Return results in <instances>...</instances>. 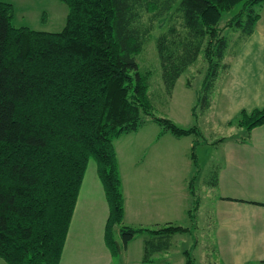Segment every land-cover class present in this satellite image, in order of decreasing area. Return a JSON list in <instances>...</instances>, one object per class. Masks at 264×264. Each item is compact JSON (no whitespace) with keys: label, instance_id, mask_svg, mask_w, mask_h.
<instances>
[{"label":"trees","instance_id":"1","mask_svg":"<svg viewBox=\"0 0 264 264\" xmlns=\"http://www.w3.org/2000/svg\"><path fill=\"white\" fill-rule=\"evenodd\" d=\"M59 1L67 8L64 26L44 32L14 26L12 3L0 0V259L5 264H60L92 159L108 205L106 246L116 253V242L125 249L146 231L154 237L144 244L147 261L167 251L173 235L191 231L168 223L152 230L123 225L114 139L147 122L159 127L157 138L205 136L198 126L178 127L155 115L148 94L152 71L140 61L143 48L154 40L168 94L202 56L207 73L196 100L205 112L225 67L224 31L251 35L264 0ZM237 5L238 11L221 24L223 13ZM155 21L158 29L166 28L154 35ZM227 124L241 129L240 141L247 140L264 124V104L241 110ZM197 143L192 140L190 147L193 178L199 172ZM213 181L215 186L216 175ZM198 206L196 200L187 211L193 224ZM183 254L184 264H196L190 250Z\"/></svg>","mask_w":264,"mask_h":264},{"label":"crops","instance_id":"2","mask_svg":"<svg viewBox=\"0 0 264 264\" xmlns=\"http://www.w3.org/2000/svg\"><path fill=\"white\" fill-rule=\"evenodd\" d=\"M235 32V39L228 41L223 61L225 67L214 82L211 95H214L215 89L219 90L221 97L217 107L223 108L221 113H226V122L230 117L234 119L243 109L250 110L264 104V5L251 35L242 38L238 31ZM233 107L235 108L231 111ZM157 134L152 138L150 146L151 149L158 145L160 149L154 150L159 151L155 157L157 161H151L154 158L151 155L148 163V178L152 186L148 190L147 213L153 225L160 227L169 223L170 219L168 206L172 193L170 162L173 149L167 147L174 143L181 144L182 137H176V141L170 134L158 138ZM219 143L222 147L221 156L209 162L212 178L206 182L209 190L214 193L213 201L209 212L204 215L207 224L218 228L219 244L217 249L214 245L208 246L205 252L200 251L197 256L203 264H264V124L254 128L250 137L243 142L238 138L222 137ZM118 165L120 170L119 160ZM120 174L124 195V220L127 222L130 219L127 216L132 214V195L136 197L140 192L138 185L143 181L137 172H133L131 182L136 187H132L134 192H131L129 182L121 170ZM96 182L99 188L96 185L89 186L85 194L82 193L83 184L81 185L60 264H113V255L103 238L108 205L104 200L106 205L102 201H94L95 194L101 199L104 196L98 178ZM134 204L137 216L142 217L143 210L139 204ZM199 208L200 203L196 219ZM174 236L176 235L171 240ZM153 239L151 236V239L143 238L136 243L137 251L134 254L137 255V263L145 264L144 244ZM131 242L126 246V252ZM196 246L197 244L191 245L189 249L195 262ZM181 254L185 258L183 252ZM148 263L154 264V261L149 260Z\"/></svg>","mask_w":264,"mask_h":264},{"label":"rangeland","instance_id":"3","mask_svg":"<svg viewBox=\"0 0 264 264\" xmlns=\"http://www.w3.org/2000/svg\"><path fill=\"white\" fill-rule=\"evenodd\" d=\"M1 1L12 3L14 8L12 23L16 27L27 26L36 31L59 32L64 26L67 8L59 0ZM238 9L239 5L235 6L231 11L223 13L221 24L235 14ZM158 25L159 23L155 21L152 26V28L155 27L151 31L154 35L166 28V26H164L163 29H158ZM223 34L228 41L232 42L237 32H234L232 29H226ZM143 51V54L140 56L141 64L152 71L148 94L155 115L167 117L178 127L189 128L198 126L205 136V140L200 137L196 138L194 135L182 137L181 144L175 145L174 143L167 147L173 149L170 162L172 193L170 197L171 203L168 206L170 211L168 224L187 227L190 229L191 233L175 234L176 236L172 238L170 248L168 250L166 249L167 251H163L152 257L149 256L148 260L144 261V263L149 264V260H153L154 264H184L185 258L182 257L181 253L185 250H189L191 245L197 244L195 251L197 258L196 264H203L200 263V259L197 256L200 254L198 253L200 251L205 252L210 245H214L217 249L219 244L217 240L220 237L218 228L216 229L214 226L207 224V220L204 218V215L209 212L208 210L210 209L214 196V193L209 190V186L206 184V182L212 178L209 162L221 156L222 147L219 142L222 137L238 138L241 134V129L237 128L235 125H228L227 122L231 121L233 118L230 117L229 121L226 122V113H221L223 108L220 106V108L217 107L221 97L219 90L215 89V93L211 97V106L205 112L202 111L199 104L197 106V93L200 92L207 73V64L202 60V56L181 74L171 94H168L162 80L161 68L159 66V59L153 39L145 44ZM194 105L196 106L195 112L192 110ZM234 108L235 107H233L231 111H233ZM232 116H234V114ZM158 132L159 127L156 124L147 122L140 127L137 132L123 134L114 139L120 170L129 182L128 187L130 191L134 192L132 187H136L131 182L133 172H137L140 175V180L143 181L138 185V190L140 192L136 197L132 195V214L127 216L130 217L127 222L123 220V225L147 230L156 228L147 213L148 190L152 186L150 185L151 182H149L150 179L148 178L147 170L151 155L154 157L151 161H157L155 157L158 156L159 151L154 150L160 149V147L155 145L150 149V146L152 145V138L156 136ZM171 137L178 141L176 137ZM194 139L198 141L194 148V154L195 164H197L199 169L195 178H193L194 168L190 157V147ZM96 178V164L91 159L84 175V182L82 183L83 194H85L89 186H97ZM97 187L99 188V186ZM102 197L103 199L95 194L94 201L97 203L100 201L103 202V200L105 201L104 196ZM81 198L83 199L82 195ZM196 200L200 203V208L197 213V219L193 224L188 219L187 210L188 208H192ZM134 203L139 204V207L143 210L144 213L142 217L137 216ZM149 235L150 234L146 231H143L142 234H137L133 242H131L128 252H126L124 248L119 250L116 242V253L112 254V263L142 264L139 262L137 263L135 257L137 255L134 254V252L137 251L135 245L139 243L140 239H151ZM115 236L118 238L116 230ZM0 264L5 263L0 259Z\"/></svg>","mask_w":264,"mask_h":264}]
</instances>
